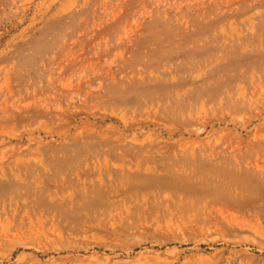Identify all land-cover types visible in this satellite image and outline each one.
Wrapping results in <instances>:
<instances>
[{
  "label": "rangeland",
  "instance_id": "1",
  "mask_svg": "<svg viewBox=\"0 0 264 264\" xmlns=\"http://www.w3.org/2000/svg\"><path fill=\"white\" fill-rule=\"evenodd\" d=\"M0 264H264V0H0Z\"/></svg>",
  "mask_w": 264,
  "mask_h": 264
}]
</instances>
